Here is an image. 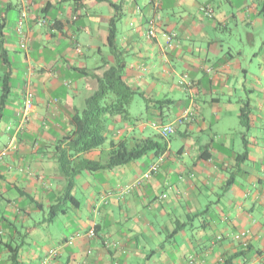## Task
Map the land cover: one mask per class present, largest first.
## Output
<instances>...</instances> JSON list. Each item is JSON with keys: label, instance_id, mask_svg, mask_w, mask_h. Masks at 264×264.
<instances>
[{"label": "crops", "instance_id": "crops-1", "mask_svg": "<svg viewBox=\"0 0 264 264\" xmlns=\"http://www.w3.org/2000/svg\"><path fill=\"white\" fill-rule=\"evenodd\" d=\"M110 1L115 9L28 0L19 26L25 3L0 0V264H13V251L16 264H264V0ZM204 2L212 17L201 13ZM151 17L158 21L147 37ZM116 63L138 99L127 120L109 119L107 142L84 157L104 162L108 141L144 137L160 151L81 170L75 200L51 215L66 183L56 145L96 76ZM153 122L175 130L163 139Z\"/></svg>", "mask_w": 264, "mask_h": 264}, {"label": "trees", "instance_id": "trees-1", "mask_svg": "<svg viewBox=\"0 0 264 264\" xmlns=\"http://www.w3.org/2000/svg\"><path fill=\"white\" fill-rule=\"evenodd\" d=\"M101 1L116 8L110 0ZM117 19V15L114 14L108 21L107 43L109 46L114 45ZM121 67V64L116 63L106 68L100 76H96L95 90L85 98L83 108L75 110L70 116V130L56 145L57 163L66 183L59 203L51 209V215L59 211L56 209L58 205L75 200L71 193L73 178L81 170L93 171L116 167L148 151L155 150V153L160 151L161 146L157 140L144 137L136 138L132 143H127L125 140L108 141L107 159L104 162L84 157L85 154L100 148L107 142L109 119L120 117L122 120H127L129 118L128 107L136 91H133L123 80ZM241 102L239 119L242 126H247L250 111L248 100ZM10 257L12 263L16 264L15 251Z\"/></svg>", "mask_w": 264, "mask_h": 264}, {"label": "built area", "instance_id": "built-area-1", "mask_svg": "<svg viewBox=\"0 0 264 264\" xmlns=\"http://www.w3.org/2000/svg\"><path fill=\"white\" fill-rule=\"evenodd\" d=\"M25 3V7L24 9H22L21 14H20V18L17 20V24L20 26V24L22 23L23 18L27 15V7H26V3L28 2V0H22ZM201 13L203 14L204 17L209 18L212 17L214 15V9L213 7L209 4V3H202L199 7ZM157 21L158 18L157 17H151L148 18L147 20V30H146V36L147 37H153L155 36V27L157 25ZM43 21H39V24H41ZM165 38H166V45L172 46L174 38H175V33L174 32H168V33H164ZM24 46V44H23ZM33 104V93L32 91H26L25 93V97H24V102H23V110H24V115H26L27 111L30 110V108L32 107ZM26 117V116H25ZM186 117V112L183 113L178 119L177 121L180 123L183 121V118ZM152 126L157 130L159 136L163 139H167L170 137V135L174 132L175 127L174 124L172 123H157V122H153ZM5 151H2V153H4ZM159 160H161V158H159ZM158 161L155 163H152L148 169L143 173V179H148L151 177L152 173L158 170ZM141 180H137L136 182L132 183L130 186H128V188L130 189L131 187H134L135 185L140 184ZM77 235H80V233H77ZM87 235L89 237L94 236L95 232L93 228H90L87 231ZM235 238H239L240 235H235ZM55 253L54 250H50L49 254H53ZM245 264H251V263H245Z\"/></svg>", "mask_w": 264, "mask_h": 264}, {"label": "rangeland", "instance_id": "rangeland-1", "mask_svg": "<svg viewBox=\"0 0 264 264\" xmlns=\"http://www.w3.org/2000/svg\"><path fill=\"white\" fill-rule=\"evenodd\" d=\"M134 99H138V97L137 96H134ZM141 105H142V101L139 104H137V103L132 104V106H131L132 107V112L135 113L136 112V108L139 107V106H141Z\"/></svg>", "mask_w": 264, "mask_h": 264}]
</instances>
